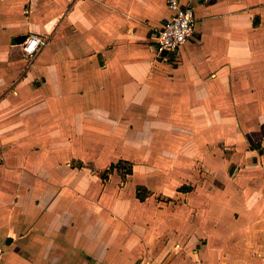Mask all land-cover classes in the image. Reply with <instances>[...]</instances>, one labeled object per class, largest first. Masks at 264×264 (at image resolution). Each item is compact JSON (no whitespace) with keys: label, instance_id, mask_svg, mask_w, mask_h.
<instances>
[{"label":"crops","instance_id":"obj_1","mask_svg":"<svg viewBox=\"0 0 264 264\" xmlns=\"http://www.w3.org/2000/svg\"><path fill=\"white\" fill-rule=\"evenodd\" d=\"M182 2L0 0V264H264V0Z\"/></svg>","mask_w":264,"mask_h":264},{"label":"built area","instance_id":"obj_2","mask_svg":"<svg viewBox=\"0 0 264 264\" xmlns=\"http://www.w3.org/2000/svg\"><path fill=\"white\" fill-rule=\"evenodd\" d=\"M167 6L171 12L169 20L155 35L154 40L159 54L168 56L169 53L177 54L196 35L197 17L194 8L183 4L182 0H167ZM33 40L29 46L28 43ZM45 41L39 37H31L24 44L23 51L28 58H33L39 47ZM180 248V246H177Z\"/></svg>","mask_w":264,"mask_h":264},{"label":"trees","instance_id":"obj_3","mask_svg":"<svg viewBox=\"0 0 264 264\" xmlns=\"http://www.w3.org/2000/svg\"><path fill=\"white\" fill-rule=\"evenodd\" d=\"M115 169H117L121 174H124L126 176L131 175L133 173L132 164L125 161H120L117 164H113L107 171V173L113 172ZM137 195L141 201H144L147 197L150 196V192L145 188L139 187L137 190Z\"/></svg>","mask_w":264,"mask_h":264},{"label":"water","instance_id":"obj_4","mask_svg":"<svg viewBox=\"0 0 264 264\" xmlns=\"http://www.w3.org/2000/svg\"><path fill=\"white\" fill-rule=\"evenodd\" d=\"M24 41V40H23ZM168 55H173L172 53H169Z\"/></svg>","mask_w":264,"mask_h":264},{"label":"rangeland","instance_id":"obj_5","mask_svg":"<svg viewBox=\"0 0 264 264\" xmlns=\"http://www.w3.org/2000/svg\"><path fill=\"white\" fill-rule=\"evenodd\" d=\"M124 177L126 176V175H124V174H122Z\"/></svg>","mask_w":264,"mask_h":264}]
</instances>
